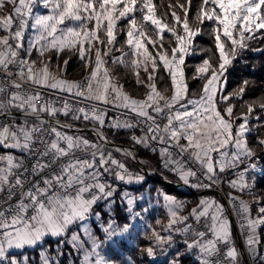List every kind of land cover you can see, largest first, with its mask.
Listing matches in <instances>:
<instances>
[{"label":"snow or ice","instance_id":"snow-or-ice-1","mask_svg":"<svg viewBox=\"0 0 264 264\" xmlns=\"http://www.w3.org/2000/svg\"><path fill=\"white\" fill-rule=\"evenodd\" d=\"M191 3L192 0H187L185 6L177 0L175 7L183 9L184 16L182 19L173 10L174 26H170L157 17L153 0H0V9L6 4L13 5L11 13L0 17V30L6 33L0 36V116L11 118L10 122L7 119L0 122V145L19 150L22 154L0 155V264H22L13 252L37 246L46 237L55 238L58 249L56 256L63 254L62 245L67 244L82 255L80 264H108L98 249L105 240L127 232L131 224L121 226L109 222L103 229L105 240H100L85 223L91 215L99 216L94 212V206L100 201H109L116 192L105 174L125 183L144 179L130 172L126 164L113 155V152H118L134 159L131 151L108 147L111 141L103 131L106 109L95 105L89 109H73L67 102L62 108H57L51 101L44 100L39 88L68 93L75 90L74 94L85 100L127 109L143 118V134L133 135L132 141L145 147L150 145V141L166 145L160 149L164 167H170L186 185L195 179L192 187L211 189L220 184L219 173L246 163L247 167L237 173V179L229 181V186L240 193L246 190L250 193L251 185L244 176L248 168H256L255 162H250L255 152L249 147L245 134L249 131L248 115L254 111V104L246 105L247 113L238 117L242 122L234 133V106L228 104L222 114L217 107L216 96L223 88L221 77L227 66L232 64L241 50L248 47L246 41L255 38L253 33L264 29V15L258 11L264 5V0H201L195 19L200 24L205 20L213 22L212 33L219 63L213 66L205 59L197 66L198 77L204 78L209 72L211 74L203 84L199 99H189L183 103L188 87L181 66L189 54L193 39L201 31L200 28L193 30L190 27L188 11ZM37 4L47 9V14L34 13ZM168 7L172 9L174 6L169 3ZM136 12L141 13L140 22L135 16ZM121 19L128 21L125 43L131 49V59L126 62L124 57L128 54L122 52L121 56L112 58V63L131 67L136 83L148 89L144 99L132 98L124 92L123 85L116 82L102 58L108 56L114 47L117 39L115 29ZM148 22L154 26L159 44L147 35L144 24ZM90 23L93 25L91 28L88 26ZM29 26L34 30V35L25 49L28 57L33 49L39 52L40 57L55 51L57 58L65 49H75L81 60L87 58L85 67H89L94 53L95 66L90 75L83 81H69L50 71L51 57L46 61L41 60L39 68L35 60L22 57L20 53L24 49L25 30ZM178 26L182 27L183 34L177 31ZM165 31L175 39L174 45L170 42V55L163 44ZM97 44L106 46V50L102 51L96 47ZM148 45L155 49V53L149 51ZM63 63L66 67L68 60ZM161 66L171 79V96L157 89L155 74ZM57 68H60L59 64ZM141 69L146 74V80L141 79ZM247 84L245 80L243 86L227 96L221 95L220 100L228 101L231 96H242ZM189 105L192 106L191 110ZM258 107L264 111V102H260ZM14 111L21 114L19 122L13 116ZM58 113L64 116L71 113L73 120L93 122L96 141L79 134H68L64 129H70L73 125L61 123L56 119ZM45 114L51 119H46ZM158 118L166 119V123L161 126ZM139 123L141 121L134 124L117 117L110 120L107 127L132 129ZM182 140L186 143H181ZM257 144L264 146V138H258ZM170 149H176L175 154ZM184 156L199 165V176L198 171L183 159ZM123 197L127 199L131 213L134 199L127 192L123 193ZM228 198L232 211L242 221L241 229H247L249 254L256 256V230L264 225V206L258 207V214L253 218L249 201L231 193ZM164 200L169 215L164 231L169 234L162 236L153 231L154 245L143 250L148 257H155L157 246L162 250L164 245L170 247L174 231L184 237L186 250L196 253L199 264H224L218 258L213 259L219 257L220 244L228 245L225 259L229 264H237L238 252L232 244L231 222L223 204L214 198H202L188 215H180L183 202L167 195H164ZM189 217L197 226L187 223ZM132 218L129 217L130 220ZM176 225L183 227H174ZM74 226L80 231H76ZM81 232L88 237L90 248L81 239ZM209 234L211 238H208ZM41 261L42 264H53L52 259L43 253ZM171 264L181 262L177 258Z\"/></svg>","mask_w":264,"mask_h":264},{"label":"trees","instance_id":"trees-1","mask_svg":"<svg viewBox=\"0 0 264 264\" xmlns=\"http://www.w3.org/2000/svg\"><path fill=\"white\" fill-rule=\"evenodd\" d=\"M140 2H142V0H140ZM169 3L174 6L172 9H169ZM179 3L185 4V6H187V0H179ZM200 3L201 0H192L188 11L190 27L193 30L200 28L201 31L193 39L191 53L185 56V62L184 65H182L184 79L188 87L185 101L200 97L202 94L203 84L206 82L207 76L211 74L209 72L208 74H205L204 78L198 77V74L196 73L197 66L202 64L203 60L205 59H208L213 66H218L219 63V53L215 48V39L214 34L212 33V28L214 27L213 22L205 20L203 24H200L195 19ZM153 4L156 6V15L162 21L167 22L170 26H174V21L171 16V12L173 10H175L177 14L183 19V9L175 7L177 0H153ZM12 11L13 5L8 7V9L3 10L2 13L4 16H6ZM260 11L262 15H264V5L261 6ZM139 13L140 12H138V15ZM136 18L138 22L142 20L141 15L136 16ZM127 23V20H121L119 22V27L116 32L117 39L114 47L112 48L111 56H104V58L110 65L112 75L121 85H123V91L129 94L132 98L144 99L148 89L143 85H138L136 83V78L133 75L131 67H124L119 63H112V58L121 56L122 52L128 54L124 57L126 62L131 59V49L125 43L126 32L128 30ZM144 27L147 35L157 40L159 44V37L154 34V26L148 22L144 24ZM177 31L180 34H183L181 26L177 27ZM1 33L5 32L2 30L0 31V34ZM253 35L255 36L254 39L246 41L248 47L241 50L237 57L233 60L232 64L227 66V69L222 77L223 88L220 91V94L217 96V105L222 114L223 109L227 107L228 104L234 106L232 120L233 129L236 130L237 126L242 122V120L238 119V117H241L243 113H247L246 105L254 104V111L248 115L247 127L249 128V131L245 134L249 147L255 152V156L251 158V161L255 162L256 168H248L244 176L245 181L251 185V191L249 193L246 190L245 193H240L236 189H232L229 186V181L237 178V173L243 171L247 167L246 163L240 164L237 168L233 169V174L232 169H229L230 171L227 170L224 172L226 173L229 171V179L224 183L223 190L227 196H229V193H231L232 195H238L242 199L249 201L251 215L253 218H255L258 214V207L264 206V146L257 144L258 138H264V111L258 107L260 102H264V29L256 30ZM163 37L164 48L169 51L170 55V42L171 45H174L175 39L167 31L163 33ZM96 46L100 47L102 51L106 50V46L104 45L97 44ZM148 47L149 51L155 53V49H153L151 45H148ZM49 57H51L50 68L53 69L56 64H59L61 68V75L65 76V79L69 81H83L85 77H88L95 60V56L92 55L91 66L85 67L87 58L85 60H81L78 52L75 49L71 51L65 49L63 52L58 54V58L55 51L47 52L43 56V60L46 61ZM65 60H68L66 67L63 63ZM40 66L41 63L36 65V67ZM155 76L157 89L163 92L164 95L171 96V79L168 73L164 71L162 66L158 69ZM141 79L146 80V74L143 71H141ZM245 80L248 81V84L245 86V91L242 96H231L228 101L220 100L221 95L227 96L230 93L238 90L241 86H243V82ZM165 89L168 90L164 91ZM15 113L17 114V120H19L21 115L18 112ZM56 117L78 125L93 124V122H86L83 121V119L73 120L71 113L68 116L58 113ZM109 120L112 119L110 114H107L106 125L104 127L107 136L117 143L124 144L126 146H135L139 150L140 158L146 160V166L150 170H155L154 176H156L157 179H153L146 173L142 172L134 162L129 160L122 161L121 155L118 152H113L114 157H117L119 160L124 162L130 172L133 174L143 175L145 180L139 183H137L135 180H133L132 183L124 182L123 185L119 186L118 180H115L113 175H109V183L112 184L116 189L113 197H117L116 201L111 204L113 219L118 223V225L130 223L131 227L128 230L129 234L127 236L123 235L122 238H115L118 247L108 255V258L110 261H112V263L115 264H171V262L177 258L180 260L181 264H199L196 253L194 251L189 252L186 250V246L183 242L184 237L174 231L172 232L173 241L170 247L166 245L163 247V250L160 248L157 251L158 255L155 257L147 256L146 252L143 250L154 245V237L152 236L154 230L152 229L153 227L157 230L159 229V225L157 224L159 219L158 217H162V220H164L165 215H163V210H158L157 213H154L155 211L145 212L144 207L147 203L143 205L142 201L136 202V200L147 191L150 192V196L153 198L157 194L158 196L160 195L158 198L161 199V194H165L167 196L174 197L177 201L183 202L184 207L181 212L182 214L184 213V215H188L191 209L196 207L199 203V200L202 198H210L211 195H215L222 202L221 204L224 205L223 200L216 193L212 192V188H195L191 186L192 182H190V184L187 185H189V187L194 191L190 192L177 187V185L158 179L169 178L170 180L183 183V181L179 179V176L170 170V167H164L163 159L160 156V151L156 149L153 151L154 148L151 146V144L148 147H145L143 145L135 144L132 141L131 137L133 135H141V131L138 127L132 129L116 130L107 127ZM68 134L83 135L84 138L93 142H95L97 139L92 133L81 131H68ZM7 151H11V149L0 145V155L6 154ZM18 154L21 153L18 152ZM224 173H219V175ZM125 190L130 197L135 198V203L132 205V207L133 209L139 211V218L131 220L129 219L130 216L134 217V214H132L133 212L129 213L128 211L127 201L123 197ZM256 201H259V203ZM104 204L108 205V201H100L95 206L104 208ZM104 209V220H106L108 217V211L106 208ZM136 221H139L138 224ZM192 222L193 218L189 217L187 223ZM164 226H166V224ZM174 227H183V225H176ZM232 228V235L237 240V232L233 223ZM94 232L103 238L97 225H95ZM165 232L166 231L162 230L160 233L165 234ZM258 232L259 241L257 244L262 243L261 252L264 255V225L258 226ZM51 241L55 242V239H52ZM177 253H179V256H177Z\"/></svg>","mask_w":264,"mask_h":264},{"label":"rangeland","instance_id":"rangeland-1","mask_svg":"<svg viewBox=\"0 0 264 264\" xmlns=\"http://www.w3.org/2000/svg\"><path fill=\"white\" fill-rule=\"evenodd\" d=\"M17 2H18V0H17ZM11 5L10 4H6L2 9H0V17H2V16H4V14L2 13V11L3 10H6V9H8V7H10ZM260 13H261V11H260V9L258 10ZM40 13V14H47V12H48V10L47 9H45V8H43V6L42 5H40V4H37L36 5V7L34 8V13ZM139 15H141V13H139ZM138 15V12H136L135 13V16H139ZM261 15H262V13H261ZM158 17V16H157ZM159 18V17H158ZM121 20H127V19H121ZM121 20H119L118 21V23H117V27H116V29H115V35H116V32H117V29H118V27H119V22L121 21ZM128 22V21H127ZM68 24H71V22H67ZM31 24V21L29 22V25ZM89 28H91L93 25L90 23L89 25ZM127 28H128V23H127ZM0 31H2V30H0ZM6 33H1L0 34V36H3V35H5ZM247 34V33H246ZM33 35H34V30L29 26L26 30H25V36H24V39H23V44H24V49H22V51H23V56H24V58H28V59H30V60H35L37 63H36V65L37 64H39L40 63V61L41 60H43V57H40L39 56V52L36 50V49H33L32 50V52H31V56L30 57H28L27 55H26V52H25V49H27V47H28V43H29V40H30V38H32L33 37ZM101 35H103L102 33H101ZM223 38V37H222ZM97 47V46H96ZM191 48H192V45L190 46V50H189V53H191ZM93 55H94V53H93ZM110 56H111V52H110V54H109ZM109 55H108V57H109ZM106 62H107V60L104 58V57H102ZM95 61V60H94ZM95 65H92V68L94 67ZM105 67H107L109 70H110V73H111V68H110V65H109V63L107 62L106 64H105ZM182 68H183V66H181ZM37 68H39V67H37ZM92 70V69H91ZM50 71H52L53 73H55L56 75H58L60 78H63V79H65V76H62L61 75V68H57V64L54 66V68L52 69V68H50ZM141 71H143L142 69H141ZM91 72V71H90ZM90 75V74H89ZM88 75V76H89ZM111 75H112V73H111ZM113 76V75H112ZM114 77V76H113ZM115 78V77H114ZM115 80H116V78H115ZM221 80H222V77H221ZM116 82H118L117 80H116ZM119 83V82H118ZM120 84V83H119ZM64 92H67V91H64ZM74 92H75V90H74ZM74 92L73 93H70V94H74ZM68 93V92H67ZM220 94V91H218V93H217V96ZM75 95V94H74ZM217 96H216V100H217ZM195 99H199V98H195ZM183 103H186V101H182ZM177 108L179 107V105H177L176 106ZM217 107H218V105H217ZM188 108H189V110H191V108H192V106L191 105H189L188 106ZM122 109V108H121ZM123 110H125V109H123ZM181 111H183V109H181ZM249 129V128H248ZM233 132L235 133V130L233 129ZM141 135H142V132H141ZM181 143H186V141H181ZM138 150V149H137ZM18 152H19V150H16V149H11V151H7V153L6 154H12V155H15V156H17V155H19L18 154ZM120 155H121V160L123 161V160H129V161H131V162H134L133 160H132V158L131 157H125V156H123L121 153H119ZM216 154H214V156H215ZM115 158H117V157H115ZM118 159V158H117ZM142 159V158H141ZM142 161H143V163H144V165L146 166V160L145 159H142ZM135 163V162H134ZM136 164V163H135ZM137 165V164H136ZM138 167V166H137ZM147 167V166H146ZM139 169H140V167H138ZM148 168V167H147ZM149 169V168H148ZM141 170V169H140ZM229 170V169H228ZM142 171V170H141ZM217 171H218V169H217ZM230 171V170H229ZM229 171L228 172H226V173H228L229 174ZM143 172V171H142ZM149 172L152 174V175H154V173H155V170H150L149 169ZM233 172H234V170L232 169V174H233ZM141 176H143V175H141ZM144 177V176H143ZM235 179H237V178H235ZM145 180V177H144V179L142 180V182ZM137 182V181H136ZM139 182H141V181H139ZM139 182H137V183H139ZM118 185L119 186H121V185H123V184H119L118 183ZM177 187H179V188H181V189H184V190H186V191H189L187 188H185V187H182V186H177ZM191 189V188H190ZM192 190V189H191ZM193 191V190H192ZM224 191V190H223ZM125 192H126V190H125ZM212 192H214V191H212ZM215 193V192H214ZM225 193V192H224ZM217 194V193H216ZM164 195L165 194H161V199H159L158 197H160V195L158 196L157 194L155 195V197L153 198V197H151L150 196V192L149 191H147V192H144V194L141 196V197H139L137 200H136V202L137 201H142V203H143V205H145L146 203V206L144 207V211L146 212V211H155L154 213H157L158 212V210L159 211H161V210H163L164 212H163V215H165V217H164V220H162L163 218L162 217H158L159 219H158V221H160V223H157L158 225H159V229L157 230V229H155L154 227H153V229L152 230H155L156 232H161L162 230H164L165 229V224L167 225L168 224V221H169V215H168V207L166 206V201L164 200ZM218 195V194H217ZM225 195H226V193H225ZM219 197H220V195H218ZM227 196V195H226ZM228 197V196H227ZM210 198H214V199H216V200H218L220 203H222L215 195H211L210 196ZM221 198V197H220ZM116 199H117V197H113V198H111V200L110 201H108V205L107 204H104V208H106L107 209V211H108V214H107V218H106V220H104V211H105V209L104 208H100V207H96V206H94V212H96V213H99V216H97V215H95V214H93V215H91L89 218H88V220L85 222L86 224H87V226H88V228H89V230H90V232L94 235V236H96L97 238H99L100 240H105V233H104V231H103V229L104 228H106L107 226H108V223L109 222H113L114 224H117L118 225V223L113 219V216H112V214H113V212H112V208H111V204L112 203H114V201H116ZM133 199H135V198H133ZM125 200L127 201V199L125 198ZM228 200V199H227ZM134 203H135V200H134ZM133 203V204H134ZM132 214H134V217L132 218V219H135V218H139L140 217V215H139V211L138 210H135V209H133V207H132ZM138 214V215H137ZM180 215H184V213L182 214V212L180 211V213H179ZM226 214L228 215V218H229V220H230V222H231V230H232V232H233V228H232V223L234 224V226H235V230H236V220L234 219V217H230V215L226 212ZM162 220V221H161ZM133 221V220H132ZM138 222L139 221H136V223L138 224ZM143 222V221H142ZM141 222V223H142ZM165 223V224H164ZM95 225H97L98 226V228H99V232H100V234H102V236H103V238L102 237H100V235L99 234H97V233H95L94 232V230H95ZM141 225V224H140ZM122 226V225H121ZM142 226V225H141ZM74 229L76 230V231H80V229L78 228V227H76V226H74ZM101 229V230H100ZM258 227H257V230H256V236H257V240L259 241V236H258ZM129 234V231H127V232H125V233H123L122 235H119V236H116V237H113L112 239H110V240H105V242L101 245V247H100V249H98V251L100 252V254H101V256L108 262V264H115V263H112V261H110V259L108 258V255L113 251V250H115L118 246H117V241L115 240V238H122V236L123 235H125V236H127ZM162 236H167L169 233L168 232H165V234H162V233H160ZM52 239H55V238H52V237H46L45 238V241L44 242H42V243H40V244H38L37 246H32V247H26V248H24V249H20V250H15L13 253V255L18 259V260H20V261H22V264H42V261H41V255H42V253L43 254H45V255H48L51 259H52V261H53V264H80V261L82 260V255L80 254V253H77V252H75L74 250H72L71 249V247L69 246V245H67V244H65V245H62V252H63V254L62 255H60V256H56L55 255V253H56V251H58V249H56V247H55V242H52L51 240ZM81 239L82 240H84L85 241V246L86 247H89L90 248V242H89V240H88V237H86L84 234H83V232H81ZM232 244L235 246V248H236V250H237V252H238V257H237V259L238 258H240V259H242L243 261H244V258H243V256H242V253H241V251H240V249L238 250V248H239V242H238V237H237V240L235 239V237L232 235ZM154 240V239H153ZM243 242V241H242ZM155 243V241H153V244ZM115 245V246H114ZM244 245V244H243ZM164 246H166V245H164ZM163 246V247H164ZM158 248V249H157ZM157 248H155V256H157L158 255V250L161 248V247H157ZM245 262V261H244ZM7 262H5V264H6ZM245 264H246V262H245Z\"/></svg>","mask_w":264,"mask_h":264},{"label":"built area","instance_id":"built-area-1","mask_svg":"<svg viewBox=\"0 0 264 264\" xmlns=\"http://www.w3.org/2000/svg\"><path fill=\"white\" fill-rule=\"evenodd\" d=\"M12 30L13 31L15 30V23L13 25V29ZM20 54H21L22 57H24L22 50H21V53ZM15 70L16 69H13V71H15ZM25 87H29V85H25ZM39 91L42 94V96L44 97V100L51 101L52 104L55 107H57V108H62L63 107V104L65 102H67L73 109L78 108V107H84L86 109H89L93 105H95L98 108L106 109L107 114H110L111 119H113V118L115 119V118L119 117L120 120H129L130 122H132L134 124H136L138 121H141V123H139V125L137 127L140 129V131H141L142 128H145V125L142 123L143 118H140V117L135 116V114L129 112L128 110L117 109V108L112 107L111 105H103V104L98 103L96 101L85 100L83 97H79V96H76L74 94H70V93H67V92H64V91H61V90H58V89L39 88ZM16 115L17 114L15 112H13V116L16 117ZM45 118L46 119H51L50 117H47V114H45ZM6 119L9 122L11 121V118L10 117L0 116V122H4ZM56 119L60 120L61 123L71 124V125H73V127H84V126H88V127L91 128L92 131H93V128H94V124H91V125H78V124H75L73 122H70V121L61 119V118H57L56 117ZM157 122L161 126H163V124L166 123V119L158 118ZM96 127H98V125H96ZM64 130L67 131V132L68 131H72V130H69V129H64ZM103 131L105 132L104 129H103ZM93 135L96 136V134H95L94 131H93ZM150 144H151V146L154 149H156L158 151H160V149L162 147H166V145H162V144H160L158 142H155V141H150ZM109 148H112V147H109ZM170 150L173 151V153L175 154L176 149H170ZM20 155H22V154H19L17 156H20ZM177 158H180V157L177 156ZM183 159L188 162V165L193 170H197L198 171V176H199V165L196 164V163H194V162H192V161H188V157L187 156H184ZM250 162H254V161H250ZM219 176H220V181L221 182H220L219 185L214 186L212 188V191H214L215 193H217L220 196L223 195V196H225L228 199V204H229V207H230V212L227 210L226 207H225V209H226V212L229 215L231 214L234 217V219L236 220V223L235 224H236L237 237L239 236L241 238V240L243 241L244 251H245V253H246L247 257H248L249 263L250 264H264V259H262V258H264V255L261 252V247H259V244H256L257 255L256 256H252V255L249 254L248 245L246 243L247 234H248L247 233V229L246 228L245 229H241L240 224L242 223V221L232 211L231 201L228 198L229 196L227 197L225 195L224 191H223V185L229 179V174L228 173H224V174H221ZM105 178L109 182V175L105 174ZM201 179H202V177H201ZM191 182L192 183H195L196 180L195 179H191ZM204 182H206V181H204ZM118 183L119 184H123L124 182L118 181ZM201 222H203V218H202V221ZM192 224L194 226H197L195 224V221L194 220H193ZM208 238H211L210 234H209V237ZM218 247L220 249L219 257H213V259L215 260V259L218 258V259L222 260L224 262V264H229V261L225 259V252L227 251L228 245L220 244V245H218ZM237 264H245V262L242 259L238 258L237 259Z\"/></svg>","mask_w":264,"mask_h":264},{"label":"water","instance_id":"water-1","mask_svg":"<svg viewBox=\"0 0 264 264\" xmlns=\"http://www.w3.org/2000/svg\"><path fill=\"white\" fill-rule=\"evenodd\" d=\"M69 130H72V131H81V132H86V133H92L93 134V131L91 130L90 127L88 126H84V127H72L70 128ZM106 134V133H105ZM107 135V134H106ZM109 138V137H108ZM109 140L111 141V143L109 144V147H119V148H131L135 151V154H136V158L132 160L137 164L138 167H140V169L146 173L147 175H149L151 178L153 179H157L156 176L152 175L150 172H149V169L144 165L142 159L140 158L139 156V150H137V148L135 146H126L124 144H120V143H117L113 140H111L109 138ZM160 179L161 181H164V182H167V183H172L174 185H177V186H182V187H185L187 189H189L190 192H194L190 189L189 185H186L182 182H178V181H173V180H170L169 178H158ZM221 199L223 200L224 202V205L225 207L227 208V210L230 212V207H229V204H228V200L225 196L221 195L220 196ZM230 217L232 218L233 216L230 214ZM238 242H239V247H240V250H241V253H242V256L244 258V261L246 262V264H250L249 263V260H248V257L244 251V245H243V242L241 240V238L238 236ZM262 246V243H259V247Z\"/></svg>","mask_w":264,"mask_h":264},{"label":"bare ground","instance_id":"bare-ground-1","mask_svg":"<svg viewBox=\"0 0 264 264\" xmlns=\"http://www.w3.org/2000/svg\"><path fill=\"white\" fill-rule=\"evenodd\" d=\"M121 149H126V150L131 151V152L133 153L134 157L136 158V154H135V151H134L133 149H131V148H121ZM131 158H132V157H131ZM135 158H134V159H135Z\"/></svg>","mask_w":264,"mask_h":264},{"label":"crops","instance_id":"crops-1","mask_svg":"<svg viewBox=\"0 0 264 264\" xmlns=\"http://www.w3.org/2000/svg\"><path fill=\"white\" fill-rule=\"evenodd\" d=\"M19 122V120H17ZM240 249V247L238 248V250Z\"/></svg>","mask_w":264,"mask_h":264}]
</instances>
